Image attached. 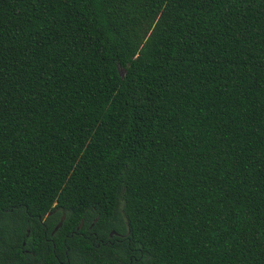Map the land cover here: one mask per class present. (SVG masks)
I'll return each instance as SVG.
<instances>
[{"label":"trees","instance_id":"obj_1","mask_svg":"<svg viewBox=\"0 0 264 264\" xmlns=\"http://www.w3.org/2000/svg\"><path fill=\"white\" fill-rule=\"evenodd\" d=\"M0 264H264V0H0Z\"/></svg>","mask_w":264,"mask_h":264},{"label":"water","instance_id":"obj_2","mask_svg":"<svg viewBox=\"0 0 264 264\" xmlns=\"http://www.w3.org/2000/svg\"><path fill=\"white\" fill-rule=\"evenodd\" d=\"M112 235V234H111Z\"/></svg>","mask_w":264,"mask_h":264}]
</instances>
